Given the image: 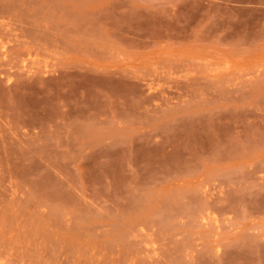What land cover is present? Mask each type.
<instances>
[{
    "label": "rangeland",
    "instance_id": "1",
    "mask_svg": "<svg viewBox=\"0 0 264 264\" xmlns=\"http://www.w3.org/2000/svg\"><path fill=\"white\" fill-rule=\"evenodd\" d=\"M0 264H264V0H0Z\"/></svg>",
    "mask_w": 264,
    "mask_h": 264
},
{
    "label": "bare ground",
    "instance_id": "2",
    "mask_svg": "<svg viewBox=\"0 0 264 264\" xmlns=\"http://www.w3.org/2000/svg\"><path fill=\"white\" fill-rule=\"evenodd\" d=\"M228 67V66H227ZM203 73V72H202Z\"/></svg>",
    "mask_w": 264,
    "mask_h": 264
}]
</instances>
